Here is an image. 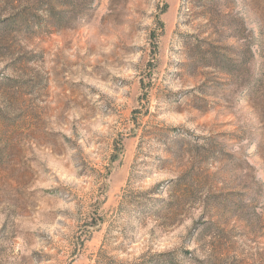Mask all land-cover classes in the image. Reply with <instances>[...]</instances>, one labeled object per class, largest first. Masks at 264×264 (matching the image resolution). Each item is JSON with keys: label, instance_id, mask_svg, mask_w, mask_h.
I'll return each instance as SVG.
<instances>
[{"label": "rangeland", "instance_id": "1", "mask_svg": "<svg viewBox=\"0 0 264 264\" xmlns=\"http://www.w3.org/2000/svg\"><path fill=\"white\" fill-rule=\"evenodd\" d=\"M0 264H264V0H0Z\"/></svg>", "mask_w": 264, "mask_h": 264}, {"label": "trees", "instance_id": "2", "mask_svg": "<svg viewBox=\"0 0 264 264\" xmlns=\"http://www.w3.org/2000/svg\"><path fill=\"white\" fill-rule=\"evenodd\" d=\"M82 11H85V9H82ZM83 14V13H82ZM65 26V25H64ZM225 72H227L226 70H225Z\"/></svg>", "mask_w": 264, "mask_h": 264}]
</instances>
